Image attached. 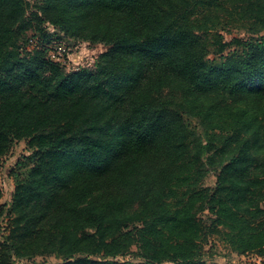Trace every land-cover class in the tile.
<instances>
[{"label":"trees","instance_id":"16d2710c","mask_svg":"<svg viewBox=\"0 0 264 264\" xmlns=\"http://www.w3.org/2000/svg\"><path fill=\"white\" fill-rule=\"evenodd\" d=\"M43 23L107 48L66 71ZM18 139L0 264H218L202 213L264 257V0H0V162Z\"/></svg>","mask_w":264,"mask_h":264},{"label":"rangeland","instance_id":"374dc122","mask_svg":"<svg viewBox=\"0 0 264 264\" xmlns=\"http://www.w3.org/2000/svg\"><path fill=\"white\" fill-rule=\"evenodd\" d=\"M39 0H26L31 6ZM42 28L51 34L49 42L45 44L46 54L50 60L59 63L66 71H76L79 69H91L95 67L97 58L100 53L106 50L107 46L102 43H91L85 40H75L58 28L48 23H43ZM220 32L223 33L225 40L237 36L247 38L248 33L241 28L239 24L225 25ZM31 31L27 33L28 50L34 48L39 36L32 35ZM191 125L199 127L195 119L190 118ZM28 154L25 141L22 139L15 140L11 149L2 158L0 162V241L7 238L8 222L11 217V202L13 189H15L14 176L11 172L15 167V163L24 155ZM216 176L213 171H209L202 181V186L213 188ZM264 208V200L261 202ZM202 220L205 221L202 235L199 239L200 256L208 261L218 264H264V257L255 252L238 254L232 251L221 235L215 231H209L207 228V213H202ZM208 221V222H207ZM119 259H128L130 256L118 257ZM62 260L53 255L15 257L14 264H59Z\"/></svg>","mask_w":264,"mask_h":264}]
</instances>
